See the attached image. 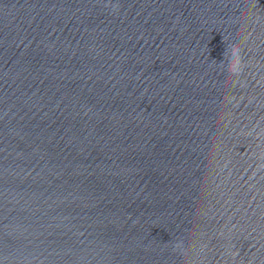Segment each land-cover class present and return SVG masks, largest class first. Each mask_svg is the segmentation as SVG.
Listing matches in <instances>:
<instances>
[{
	"label": "water",
	"instance_id": "95a60500",
	"mask_svg": "<svg viewBox=\"0 0 264 264\" xmlns=\"http://www.w3.org/2000/svg\"><path fill=\"white\" fill-rule=\"evenodd\" d=\"M0 264H264V0H0Z\"/></svg>",
	"mask_w": 264,
	"mask_h": 264
}]
</instances>
